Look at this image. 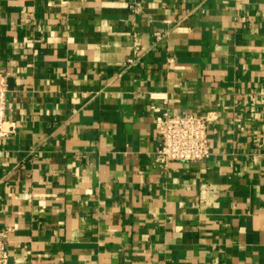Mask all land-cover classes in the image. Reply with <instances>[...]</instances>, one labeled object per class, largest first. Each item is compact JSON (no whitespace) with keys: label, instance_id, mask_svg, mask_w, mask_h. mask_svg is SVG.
<instances>
[{"label":"crops","instance_id":"1","mask_svg":"<svg viewBox=\"0 0 264 264\" xmlns=\"http://www.w3.org/2000/svg\"><path fill=\"white\" fill-rule=\"evenodd\" d=\"M0 72L8 264H264V0H0ZM162 110L211 156L158 162Z\"/></svg>","mask_w":264,"mask_h":264},{"label":"built area","instance_id":"2","mask_svg":"<svg viewBox=\"0 0 264 264\" xmlns=\"http://www.w3.org/2000/svg\"><path fill=\"white\" fill-rule=\"evenodd\" d=\"M8 92V74L0 72V137L3 138L15 130V123L7 119ZM213 119L211 112L173 114L168 110L159 111L156 127L161 144L155 152L156 160L167 164L171 161H201L209 158L212 154L209 129ZM6 237L7 230L0 227V264L9 262Z\"/></svg>","mask_w":264,"mask_h":264}]
</instances>
